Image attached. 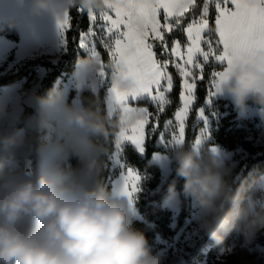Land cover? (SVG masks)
<instances>
[{
	"label": "clouds",
	"instance_id": "obj_1",
	"mask_svg": "<svg viewBox=\"0 0 264 264\" xmlns=\"http://www.w3.org/2000/svg\"><path fill=\"white\" fill-rule=\"evenodd\" d=\"M23 6L26 0H16ZM67 6L86 13H101L107 0H67ZM61 11L54 0H31L30 14ZM10 29L29 23L26 17L9 16ZM78 66L95 73L102 70L99 55H88ZM112 87L123 93L133 87L113 62L103 64ZM227 79L222 85L240 114H245L251 99L264 117V50L246 54L226 65ZM33 104H50L76 134L83 137L105 135L107 116L97 107L65 108L57 99L46 101L29 97ZM115 129L125 130L146 116L143 107L131 102L115 106ZM12 114L0 103V119ZM36 121L30 118L29 125ZM114 129V130H115ZM28 140L19 133L0 131V156L10 149H26ZM94 145L85 140L73 151L84 161L79 170L61 167L68 152L64 145H41L36 150L31 171L18 162L0 173V264H164L165 257L154 252L145 233L133 226L134 213L127 197L102 189L93 179L91 163ZM175 177L166 199L179 202L176 180L183 178L182 194L197 207L199 228L218 246L235 230L252 239L264 230V176L251 184L234 179L230 163L209 154L201 158L193 147L174 152Z\"/></svg>",
	"mask_w": 264,
	"mask_h": 264
},
{
	"label": "snow or ice",
	"instance_id": "obj_2",
	"mask_svg": "<svg viewBox=\"0 0 264 264\" xmlns=\"http://www.w3.org/2000/svg\"><path fill=\"white\" fill-rule=\"evenodd\" d=\"M210 7H214L216 13L214 27L210 25ZM197 8L198 0H107L106 11L87 13L89 29L81 34L82 47L98 55L95 46L99 41L121 74L133 81V87L127 92L114 89L119 102L147 99L154 103L157 123L152 125V134L157 131L160 114L171 104L168 94L173 91L174 77L169 67L175 69L181 78V104L174 112V119H168L164 131L159 133L160 141L170 148L185 144L186 121L198 99V84L204 81V70L209 62L230 66L246 54L264 50V0H203L198 15L195 14ZM189 13L192 15L185 26ZM70 19L69 10H66L63 19L58 20L65 33ZM175 31L185 34V44L182 45L178 38L169 43L168 37ZM101 67V75H104L103 64ZM211 77L208 97L221 91L227 72L214 71ZM143 110L145 118L122 131L124 139L140 151H143L146 138L145 126L153 115L146 108ZM201 118L203 127L192 144L197 152L207 137V118L199 108L197 119ZM140 180L138 173L128 170L125 193L129 200L141 190Z\"/></svg>",
	"mask_w": 264,
	"mask_h": 264
},
{
	"label": "trees",
	"instance_id": "obj_3",
	"mask_svg": "<svg viewBox=\"0 0 264 264\" xmlns=\"http://www.w3.org/2000/svg\"><path fill=\"white\" fill-rule=\"evenodd\" d=\"M203 0H198V8L196 15L199 14V9L202 7ZM70 14V27L65 33V52L58 60L53 64L44 58L28 59L21 62L11 70L0 75V89L14 85L16 83L25 81L23 89H26L31 81L36 77L37 71L40 68L47 70L41 84V89L37 95L43 97L46 101L51 99H59V94L56 90V85L60 80H66L71 77L78 66V61L85 57L84 53L80 50L79 44L81 40V34L87 32L89 29V17L86 12H79L78 9L69 7ZM191 13L188 14V18L185 20V26L188 19L191 18ZM210 25L214 27L215 11L211 9L209 15ZM214 35V34H213ZM0 36L6 37L14 42L18 41V34L15 29L9 27L5 30H0ZM174 38H178L182 45L185 44V40L180 36L173 34L168 37L169 43ZM157 51V50H156ZM11 51L8 61L12 60ZM101 61L103 64L110 62L108 54L98 47ZM223 66L214 67L208 66L204 70L205 79L198 84L196 95L197 101L193 106V110L189 114V118L186 123L185 129V144L184 148L192 147V144L197 136L198 125L196 124L197 110L204 106L207 99V90L209 89L211 73L214 71H222ZM169 72L174 77V88L169 94L171 104L166 107V111L159 116L157 131L154 134H150L149 128L146 132L145 152L143 156H139L136 151L128 147L125 149V160L128 165L134 167L140 175L150 176L151 179L143 188V192L138 196L135 203V211L138 218H134L133 226L143 231L151 246H154L157 238L163 240L171 239L176 232L184 225V222L189 218L191 213V197H185L182 194L184 180L179 178L176 180L175 189L178 193L180 202V212L177 218L176 227H172V214L171 211L165 207L166 197L168 195V186L175 177V160L171 163L172 173L167 183L157 193L150 194V191L156 189L160 182L161 172L158 166L151 162L153 155L166 154V152L156 145L159 138V133L162 130L165 122L168 119L174 118V112L180 106L181 102L179 94L181 91V78L176 73L175 69L169 67ZM104 85L101 87L97 94L92 93L89 90H84L80 93V101L82 107H97L102 114H106V126L108 132L105 135L87 137L86 140L90 141L94 145L93 158L95 162L94 170L92 173L93 179L104 190L111 192V182L116 172L112 169L111 157L114 153V143L118 129H115L114 121H111L107 115V91L110 84V78L107 73ZM74 97V92H70L68 95V101L65 106L67 109L71 108V100ZM139 107H146L149 113L154 114V106L147 101H139L135 104ZM248 105L257 107L252 100L248 101ZM50 104L35 105L33 109H25L20 116L19 121L7 132L9 134H16L19 130L26 128L31 116H35V127L30 130V140L32 144V153L30 156L31 164L30 171L35 163L36 150L43 145L41 136L45 133L46 120L44 112L50 107ZM214 108L217 113L220 114L218 121L212 122V141L208 143L201 152V158H206L209 146L217 145L227 151H234L237 148H241L247 154H249V160L246 162L244 169L240 172V178L236 181L240 183L251 184L254 180L264 176V154H258L257 149L253 143L247 139L243 128H237V124L246 125L247 120L238 119L236 109L232 108L226 100H217L214 103ZM115 129V130H114ZM70 149L68 158V167L61 165L62 168L70 170H79L84 166V161L79 155ZM14 149H10L8 152L0 156V173L7 170V164ZM170 156V154H169ZM239 170L236 169L235 173ZM242 234L233 230L227 234L224 239L223 246H218L207 235L195 246L190 252L185 264H204L208 256L214 255L219 249L229 247L233 241H242Z\"/></svg>",
	"mask_w": 264,
	"mask_h": 264
},
{
	"label": "rangeland",
	"instance_id": "obj_4",
	"mask_svg": "<svg viewBox=\"0 0 264 264\" xmlns=\"http://www.w3.org/2000/svg\"><path fill=\"white\" fill-rule=\"evenodd\" d=\"M54 3L61 8V11H48L33 16L30 14L31 0H26V3L23 6H18L16 0H0V30H5L8 28L7 24L5 23V18L9 16L26 17V19L29 21V23H21L17 28H15L20 41L17 46L18 48L16 50V54L15 52H13L12 54V58L15 55L13 66L19 65L25 60L34 59L46 54V50L44 47L35 46L31 42V40L34 37L43 35L45 31L54 28L55 25H59L58 20L63 19L64 12L67 8V0H54ZM211 9L215 11L214 7H210V11ZM97 31H99V29H97ZM174 34L180 36L181 39H184L185 43L187 42L185 34H183L181 31H175ZM215 38V35H213V39ZM79 47L85 56L92 55L91 51L88 48L81 46V40ZM95 47L97 49V52L98 47H101L108 54L110 62H112L108 51L99 43V41H97ZM63 50L65 52V46ZM156 50L157 53H159V49ZM0 51H2L1 46ZM98 55L100 56L99 52ZM56 57L59 58V51L54 59H56ZM7 62L3 63L0 66V75L12 69L11 64L9 63V65ZM210 65L214 67H226V64H220L214 61H210L208 66ZM42 69L44 71H37L35 79L29 83L26 89H23L25 81L0 89V103H6L9 109H11L12 111V114L10 116L0 119V131L7 132L19 121V118L23 114L25 109H33L34 104L29 97L33 94L37 95V93L41 89L42 80L47 73L46 69ZM105 79L106 74L104 73V75H101V71L90 73L77 66L71 77L67 78L66 80H60L57 83L56 90L59 94L58 100L65 107L68 101L69 93L74 92V97L71 100V108H80L82 107L80 101V93L84 90H89L92 93L97 94L101 87L104 85ZM223 99L231 104L232 108L236 109L238 119L247 120L246 125L237 124L236 127L243 128L242 130H244L247 139L253 143V145L257 149L258 154H264V117H261L258 114L257 107L251 105H248L247 112L245 114H240L238 109L234 106L232 99L226 93H224L223 89H221L220 92H217L211 97L207 96L204 106L202 107L205 117L207 118V137L206 139L202 140L201 144L198 146V153H200L201 155L202 149L212 141V122L218 121V119L220 118V114L217 113L214 108V103L217 100ZM139 101H147L151 103L155 108L154 103L150 102L147 99L131 101V103L135 105ZM118 103L121 102L117 100L114 88L112 87V83L110 80L109 88L107 91L106 104L107 115L111 121L116 118L115 106ZM167 106L168 105H166V107ZM44 114L46 120V131L41 136V141L43 145L51 146L54 144H61L65 146L68 155L66 159L61 161V165L64 164V166H66L67 168L70 149L84 142L86 138L80 134H76L74 128L67 125L62 116L54 114L52 106H50L44 112ZM155 114L156 108L155 113L151 117H149V124L145 126V133L149 128L150 134L152 135V125L157 123ZM30 118L35 119V116L33 115ZM202 122L203 118L196 119V124L198 125L197 135H200V128L203 127ZM32 128L33 127L29 125L28 121L27 127L17 132L21 136H26L28 145L26 149L13 150V153L11 154L8 161L7 168L9 166V162H13L12 167H15L18 162L19 166L22 167L25 171H30V156L32 153L30 130ZM122 131L123 130L118 129L114 143V153L111 157L112 169L116 172L111 182V193H113L114 195L127 197L131 209L134 213V218H138V215L134 209L135 203L138 196L143 192V188L149 182L151 177L140 175L134 167L127 164L125 160V149L130 147L134 151H136L139 156H143L145 152V142L143 145V151H140L138 150L136 145L124 139V137L122 136ZM161 131H164V126ZM170 131L171 129H169V132ZM166 138H168V133H166ZM156 145L160 146L166 152V154H155L151 159V162L158 166V168L160 169L161 178L156 189L150 191V194L159 192L169 180V177L172 173L171 163L174 160V152L177 149L165 146L159 138L156 142ZM208 153L215 154L218 159L230 163L234 170H239L234 175L235 181L240 178V172L244 169L246 162L250 157L249 154H247L241 148H237L234 151H227L217 145L209 146ZM89 162L92 166L91 173H93L95 166L93 155L91 156ZM129 169H132L141 177L139 183V188L141 190L131 200H129L128 196L125 193L126 178ZM190 206V216L184 222V225L176 232V234L168 240L157 238L155 245L152 246L154 252H160L165 257L164 264H185L187 258L190 255V252L206 236V234H204V232L199 228L197 207L193 200H191ZM165 207L171 211V225L174 228L176 227L177 218L180 212V202H171L167 200L165 202ZM204 264H264V230L258 232L255 237L250 240L246 239L243 236L242 241H233V243L229 247L221 248L214 255L208 256Z\"/></svg>",
	"mask_w": 264,
	"mask_h": 264
},
{
	"label": "crops",
	"instance_id": "obj_5",
	"mask_svg": "<svg viewBox=\"0 0 264 264\" xmlns=\"http://www.w3.org/2000/svg\"><path fill=\"white\" fill-rule=\"evenodd\" d=\"M69 9V6H67L66 10ZM31 40V39H30ZM20 41V38L18 37V41L14 42L6 37L0 36V46L2 47V51H0V66L3 63H6L8 61V57L11 53V51L14 50L16 54L17 46ZM31 42L35 46H41L45 48V55H41L40 57L36 58H45L51 63L55 64L58 62V60L61 58V56L64 53V46H65V32H63L59 25H55L54 28L45 31V33L39 37L32 38ZM59 51V58L57 56V53ZM35 59V58H34ZM15 60V55L13 56L12 60L7 62L8 64H11V68L15 67L13 66ZM9 64V65H10ZM44 71L42 68L38 70Z\"/></svg>",
	"mask_w": 264,
	"mask_h": 264
}]
</instances>
